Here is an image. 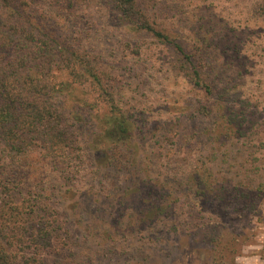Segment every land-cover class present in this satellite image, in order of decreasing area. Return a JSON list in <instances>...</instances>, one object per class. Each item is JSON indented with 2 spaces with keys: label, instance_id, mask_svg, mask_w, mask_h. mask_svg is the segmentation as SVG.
I'll return each mask as SVG.
<instances>
[{
  "label": "rangeland",
  "instance_id": "1",
  "mask_svg": "<svg viewBox=\"0 0 264 264\" xmlns=\"http://www.w3.org/2000/svg\"><path fill=\"white\" fill-rule=\"evenodd\" d=\"M70 1L74 19L56 31L77 36L136 126L125 171L107 165L95 128L67 171L28 166L54 228L44 261L264 264V0H138L158 28L205 54L208 95L162 43L130 35L98 0ZM56 2L66 0H33L31 14L66 16Z\"/></svg>",
  "mask_w": 264,
  "mask_h": 264
},
{
  "label": "trees",
  "instance_id": "2",
  "mask_svg": "<svg viewBox=\"0 0 264 264\" xmlns=\"http://www.w3.org/2000/svg\"><path fill=\"white\" fill-rule=\"evenodd\" d=\"M32 2L0 0V264H47L42 255L54 249V228L39 214L46 208L28 182V166L56 163L67 171L75 153H86L94 142L86 134L95 128L98 144L108 152L107 165L112 171H125L136 126L77 36L55 29L58 22L74 19L78 1L49 6L66 16L32 15ZM98 3L111 9L116 25L130 35H147L162 43L174 55V68L210 93L208 84L200 82L205 54L188 52L158 28L138 0ZM36 178L34 186L41 189L43 181Z\"/></svg>",
  "mask_w": 264,
  "mask_h": 264
}]
</instances>
